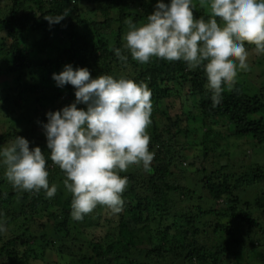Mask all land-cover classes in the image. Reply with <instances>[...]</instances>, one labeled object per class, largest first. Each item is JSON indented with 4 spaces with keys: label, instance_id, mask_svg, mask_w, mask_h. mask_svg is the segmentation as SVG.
Segmentation results:
<instances>
[{
    "label": "trees",
    "instance_id": "obj_1",
    "mask_svg": "<svg viewBox=\"0 0 264 264\" xmlns=\"http://www.w3.org/2000/svg\"><path fill=\"white\" fill-rule=\"evenodd\" d=\"M156 3L157 0H0V34L11 39H0V78L14 76L10 93L0 96L4 121L12 125L0 135V146L21 136L30 142V149L41 146L48 156L46 139L36 141L33 132L44 135L41 124L47 123L46 113L75 101L71 85L60 88L52 79L54 73L71 65L74 70L87 68L93 79L100 75L124 76L147 84L152 104V123L147 129L149 150L155 153L148 171L132 166L121 173L129 180L121 213L113 215L98 206L79 222L70 215L71 195L63 188V173L50 160L49 183L57 185L52 198L43 191H19L0 173V223L7 229L0 234V264H44L48 262L47 253L68 257L67 264H243L254 250L256 238L264 241V219L251 215L254 207L264 212V190L258 193V186L264 182V165L237 167L222 149L224 140L237 142L245 137L264 147V88L258 87L250 95L247 87L235 83L231 90L225 89L221 105L213 107L202 69L190 70L184 62L156 58L147 64L133 61L123 47L126 21L131 18L137 25L143 24ZM66 10L68 16L59 24L50 25L45 19ZM200 17L207 19V15ZM115 49L129 55L126 63L116 57ZM172 98L185 99L184 128L180 127L181 118L171 121L169 106L163 105L165 99L168 103ZM158 115L169 123L165 132L159 129ZM216 126L227 135L223 136ZM179 134L187 143L175 151L171 142L174 144ZM188 149L201 150L194 157L198 160H227L218 169H201L197 160L187 162L183 152ZM238 152L232 153L236 162ZM189 172L195 174L196 184H189L185 177ZM198 185L207 189L212 200L224 201L219 209L203 212L199 206L193 208L186 195L195 197L194 187ZM253 187L258 188L254 204L243 202L240 192L256 189ZM194 210L200 215L195 217ZM105 214L110 218L103 219ZM166 216L173 222L185 221L186 229L175 230L174 222L165 230L160 226L154 230L151 220ZM200 216L207 217L206 223L200 222ZM125 222H130L131 227L122 230ZM96 230H104V234L97 237ZM25 236L34 237L30 245L20 241Z\"/></svg>",
    "mask_w": 264,
    "mask_h": 264
},
{
    "label": "clouds",
    "instance_id": "obj_2",
    "mask_svg": "<svg viewBox=\"0 0 264 264\" xmlns=\"http://www.w3.org/2000/svg\"><path fill=\"white\" fill-rule=\"evenodd\" d=\"M206 9L207 19L195 18L194 8ZM66 16L49 15V24ZM124 50L139 64L153 58L184 62L190 70L202 69L213 107H219L225 89L231 90L238 74L249 70V50L264 54V0H157L143 24L126 21ZM127 62L129 55L114 50ZM56 86L71 85L75 101L59 111L46 113L41 124L48 156L30 142L15 138L0 146V168L13 188L40 193L47 198L57 193L49 183L47 161L63 173V188L71 195V218L82 221L98 206L113 215L124 208L123 193L132 166L148 169L155 153L149 150L151 90L147 84L121 76L90 77L87 68L65 65L52 75ZM77 105H85L79 109ZM0 223V234L6 232Z\"/></svg>",
    "mask_w": 264,
    "mask_h": 264
},
{
    "label": "rangeland",
    "instance_id": "obj_3",
    "mask_svg": "<svg viewBox=\"0 0 264 264\" xmlns=\"http://www.w3.org/2000/svg\"><path fill=\"white\" fill-rule=\"evenodd\" d=\"M146 1H148V0H146ZM84 5L86 6V3H84ZM1 9L3 10V5L0 6V15L2 14ZM195 11H196V13H195ZM80 12L85 13L86 11L80 10ZM201 15H207V11H206V9H201L199 7V5L197 4V6L194 8V17L199 18V16H201ZM0 39H7L9 42L11 41V39L8 38L4 33L0 34ZM248 50L250 53L249 60H248V63L250 66L249 70L239 73L235 83H239L243 87H247L248 93L250 95H252L258 87L263 86V88H264V54L258 56L251 51V48ZM13 84H14V76L1 77L0 78V96L7 94V93H10L9 89L13 86ZM184 100L185 99H180V100L174 101L172 98L169 100L170 102L168 101V103L166 102V99L163 101L164 106H166V104H167V106H169L168 114H169V117H170L172 122H174L176 120V117H179L182 119V122L180 123L181 128H184L187 126V123L185 122V113L187 114V111H186L187 108H186V104L184 103ZM2 101H3V99L0 97V103H2ZM182 105H184V106H182ZM156 121H157V124H158L160 130H162L164 132L167 131L166 130L168 128L167 125H169V123H166L165 117L163 118V116L158 115V117H156ZM10 126H12V125L7 123V121L6 122L4 121V116H3L2 112L0 111V135L3 133H7L8 129H9L8 127H10ZM23 128H27V126H24ZM215 128L220 129L221 133L223 134L224 130L222 127L216 126ZM11 129H12V131L14 130L13 127H11ZM34 132H33V138L36 141L46 139L45 136L42 135L41 133L39 134L38 131H36L35 133ZM230 133H232V130L230 131ZM174 135H175V132H174ZM224 135H227V131L224 132L223 136ZM247 138L248 137H245L244 139H239V140H237V142L233 141V140L232 141L231 140H224V143H222V149L225 150V153H227V154L229 153V156H230L231 160L233 161V163L234 162L237 163L236 164V165H238L237 167H240V165H243V164L248 165V167H249L250 165H253L255 163H256L255 165H257V164L264 165V147H259L255 141L247 139ZM192 141L194 143V140L191 139L190 142H192ZM227 142H228V145H227ZM185 143H187L186 138H183V135H180V134L178 136H176L174 144L171 142V144L173 145V149L175 151L178 150L179 148H181V146ZM189 144H191V143H189ZM37 147L41 148V146H38V145H37ZM236 151H239L238 153L240 154V158H238V162H236L237 161L236 156L232 155V153H236ZM183 154L188 157L187 162L193 158V159L197 160L196 165L199 168L201 167V169H202V167H204L207 170H213V168H215V167H217L216 169H218L220 166H222V164L226 163V160H227L225 158H220L221 160H219V161L217 160V162H215V160H214L215 158H212L210 160L208 159L207 161L198 160V158H194V157L201 154V150L189 151V149H188L187 151L183 152ZM232 161H231V163H232ZM187 162H185L186 166H187ZM185 164H182L183 168L186 167ZM146 170L148 171V169H146ZM239 170H240V168L239 169L237 168L238 172H239ZM189 171L191 173L195 172L194 169H190ZM190 172L187 173L185 175V177L187 179H189V181H188L189 184H196L195 180H194V178L196 176H195V174H190ZM0 173L4 175V171L2 170V168L0 170ZM208 174H209V172H207V175ZM198 186L194 187L196 189V196L195 197L191 196L193 200L191 199V197L189 195H186V198L191 200V204H192L193 208L199 206L203 212H206L207 210H212V209L214 210L215 207H217V209H219L220 205L224 201L223 200H218V201L212 200L210 198V195L207 192V189H202L200 185H198ZM253 188H256V187H253ZM258 188H259V191H258ZM258 188L253 189V190L252 189L245 190V192L241 191L240 196L243 199V202L250 201V203L254 204L253 201H255L254 199L256 198L257 191H258V193H260V191L264 190L263 189L264 188V182L262 183V185H259ZM180 197H182V196L180 195ZM173 198L174 197L172 196L171 200H173ZM158 209H160V210L162 209L160 205L158 206ZM170 211L172 212V210H170ZM193 213H194L195 217L200 215V211H198V210H194ZM251 215H254V216H257V217L264 219V212H262V210H260V211L257 210V208H255V207L253 209H251ZM107 218H110V214H108V215L105 214L103 216V219H107ZM113 218H115V216ZM200 219H201V221L200 220L199 221L202 224L206 223V221H207V217L203 219V217L200 216ZM115 220H118L117 217L115 218ZM154 220H151V222H152L151 225H152V228L154 230H156V227H158V226H160V229L165 230V228L173 226L174 222H176L175 230H179V229H183V228L186 229V223L183 220H175L173 222V220L171 218H169L168 216L163 217V218L156 217ZM149 222H150V219H149ZM121 226H122V228H121L122 230H126V229H128L129 226L131 227V223L125 222V223H122ZM11 229H15V228L12 226ZM17 230H19V229L16 228L15 231H17ZM119 230H116L115 233L119 234L120 233ZM246 230L247 229L243 230L244 234H245ZM19 233H22V231H20ZM94 233L96 234L97 237H99L100 235L104 234V230H96ZM244 234H242V236H245ZM25 237H26V239L20 237V241H23L27 245H30L31 242L34 240V237L32 238V236H29V238L27 236H25ZM111 247H112V245L108 247L106 252H108ZM45 260L48 262L44 263V264H55V263L67 264L69 261L68 257H59L54 253L53 254L52 253L45 254ZM76 264H78V262H76ZM243 264H264V241L260 242L259 239L256 238L254 250L251 253L250 252L248 253V255L245 257Z\"/></svg>",
    "mask_w": 264,
    "mask_h": 264
}]
</instances>
